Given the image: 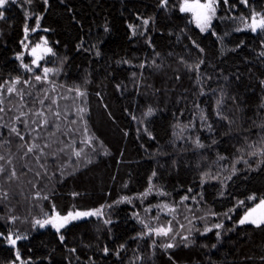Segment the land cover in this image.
Here are the masks:
<instances>
[{"label": "trees", "instance_id": "obj_1", "mask_svg": "<svg viewBox=\"0 0 264 264\" xmlns=\"http://www.w3.org/2000/svg\"><path fill=\"white\" fill-rule=\"evenodd\" d=\"M29 8L40 17L33 44L45 38L52 49L48 80L84 94L93 155L82 165L73 159L63 175L61 161L44 170L46 153L34 160L28 135L0 131V264H264V223L237 225V207L264 198V30L243 29L264 14V0L221 1L206 33L179 0H32ZM2 14L0 86L24 79L27 91L41 72L15 57L36 17L27 21L16 5ZM10 114L0 121L12 122ZM152 184L174 203L198 201L193 211L237 210L219 238L192 233L174 247L152 237L139 204L59 231L32 222L33 203L65 217ZM16 235L24 238L9 243Z\"/></svg>", "mask_w": 264, "mask_h": 264}, {"label": "rangeland", "instance_id": "obj_2", "mask_svg": "<svg viewBox=\"0 0 264 264\" xmlns=\"http://www.w3.org/2000/svg\"><path fill=\"white\" fill-rule=\"evenodd\" d=\"M47 1L48 0H44L45 3H47ZM221 1L225 4L228 2V0H226V2L225 0H214L216 13L215 16H213L210 25L204 31H201L192 13H188L193 25L202 33H206L211 30L212 24L217 19L218 4ZM31 2L32 0H5V3L0 5L1 16L3 15L2 12L5 8L11 5H16L23 11L27 21L36 17V23L32 27H29L28 24L25 25V37L22 42V51L16 55L15 58L18 60L20 66L27 64L29 68L32 69V71H29L23 66L24 70L30 73L39 70L41 73L38 76L41 75V77H43L40 81H36V84L33 86L34 88L27 91H24V88L20 87L21 84L24 85V79H13L5 82L2 85L3 87H0V120L5 117H10V111L13 113L12 122L4 120L0 121V131L2 129L12 130L15 128L16 132H19L22 138L25 139L28 135V138L31 139L30 146H37L31 153L34 160L39 162L38 157H42V155L46 153V157L43 160L44 170H47L48 168L56 169V165L63 162L58 168H61L63 175H66L65 170H70L69 168H72L71 163L73 159L76 160V163H80L82 165L83 162L90 161V158L93 155L92 151L89 150V148L92 147L91 142L93 139L88 136L87 130L84 127L86 100L84 98V94L81 95V93H83L81 91L62 89L61 87L53 85V83L48 80L51 71L47 74L46 78L44 77L43 69L48 68L46 66L47 57L53 54L50 52V55H48L49 52H43V49L49 48V44L44 43V41H46L45 38L40 39L38 43L34 44L32 42L33 40H31L40 24V17L30 11L29 6ZM201 2H204V0H201ZM182 3L183 0H179V7H181ZM233 17H231V19ZM243 29L249 30L248 28H245V25ZM36 45L41 46V49L38 51H40L44 57L40 60L39 66L32 63L35 57L32 56L31 53L32 49L35 48ZM17 80H19V82H17ZM19 87L20 89H18ZM8 88H14L15 91L9 92L7 90ZM4 99H7L8 102H5ZM57 113L58 115H56ZM45 121H47V123H45ZM73 129L79 131L81 135L79 139L69 137L68 132L71 130L72 132H75ZM36 149L38 150L39 156H37V153L35 152ZM77 152L80 153L79 156L76 155ZM47 154H49L48 157ZM260 162L262 164L264 163V160H261ZM231 172L234 173V170H231ZM152 198L154 201H151ZM251 198L252 199L249 198L246 201L247 205L244 203L245 205L242 204L237 207L240 209L241 215L237 225L252 224L257 226L262 224L252 223L251 220L245 223H240L241 219H243L251 209L255 208L261 200H264V198ZM149 202H151L150 205H147ZM124 203L130 205L139 204L141 207H147L145 208L147 210L148 217L146 225L149 224L148 228H150V230L161 227L171 228V231L166 236L158 235L155 231H152L151 233L152 237L155 240L158 239L161 241L164 246L174 244L173 241L175 240H178L179 244L186 243L187 245L189 239L188 235H191L192 233L193 235L199 233V235L205 236L212 231H216V236L219 238L224 229V222L226 220H230L237 210V208H235L228 214L222 216L207 213V211H204L203 209L201 211L199 209L193 211L196 209L195 206H199L198 201L190 200L189 204L188 201H183L180 204H178V202L174 203V201L162 192V190L156 188L152 184L149 189L141 195H137L132 198H124L113 205L102 206L94 210L86 211L93 213L98 212V215L82 216L78 219L70 220V222L90 217H103L107 214L109 209ZM42 206V203H33L30 206V208L32 207V209L37 210L35 211L37 215L32 221L36 228H44L49 225L52 226L51 224H47L44 227H40L36 224L37 220L43 221L50 217L57 216V214L45 213ZM71 213L75 215L77 212ZM261 214L262 213L260 211H257V213L253 215L252 219H260ZM59 217L63 216L59 215ZM67 224L64 227H66ZM216 225H220V227H216ZM21 236L24 238L23 235H20V237ZM11 238L13 237L11 236ZM13 239H15V237Z\"/></svg>", "mask_w": 264, "mask_h": 264}, {"label": "snow or ice", "instance_id": "obj_3", "mask_svg": "<svg viewBox=\"0 0 264 264\" xmlns=\"http://www.w3.org/2000/svg\"><path fill=\"white\" fill-rule=\"evenodd\" d=\"M167 0H162V3H166ZM226 2V0H225ZM3 3H5V0H0V5H2ZM180 11L181 12H187V13H192L196 23L198 24V26L200 27L201 31H204L209 25L210 22L213 18V16H215L216 13V8L214 6V0H204V2H201V0H183V3L180 7ZM145 23H147V21H145ZM245 28L250 29L253 32H256L257 30H264V14H253V16L250 18V22H246L245 23ZM27 31V29H26ZM44 43L46 44L47 41H44ZM41 46L40 45H36L35 48L32 49V56L35 57V59L32 61V63L34 65L39 66V62L40 60H42L44 57L43 55L40 53ZM52 49L51 48H46L43 49V52H51ZM25 69L32 71L31 68H29V66L27 64L23 65ZM52 71V69L49 68H44L43 72H44V77H47V74ZM35 79L37 81H40L42 79L41 76H36ZM17 82H19V80H17ZM3 87V86H0ZM9 92H13L15 91L14 88H8L7 89ZM81 95H83V93H81ZM151 109H149V114L151 113ZM58 115V113L56 114ZM45 123H47V121H45ZM13 132H16V129L13 128L12 129ZM17 135H19L18 132H16ZM22 138V137H21ZM23 139V138H22ZM37 147L36 145H33L31 147H28L27 152L31 153L33 152L34 148ZM77 156L80 155L79 152L76 153ZM3 157L0 156V160H2ZM4 169L2 166H0V172H3ZM12 176H15V171L12 172ZM250 199H252L250 197ZM257 211H260L261 214V218L260 219H252L253 215L255 213H257ZM98 212H85V213H80L77 212L75 215H73L72 213H69L67 216L65 217H59V215L57 214L56 217H50L46 220L40 221L37 220L36 224H38L40 227H44L47 224H51L53 227H55L57 229V231L60 230V228H63L67 223L70 222V220H75L78 219L82 216H89V215H98ZM251 220L252 223H256V224H260V223H264V200H261L260 203L253 209H251L243 219H241L240 223H245L247 221ZM59 221V222H58ZM107 223V221H106ZM216 227H220V225H216ZM151 231H155L156 234L158 235H168V233L171 231V228H157V229H152ZM207 231V230H206ZM22 237H20L19 235H16L15 239L9 237V243L11 244H15L17 240L21 239ZM63 239V237H61V240ZM166 247H174V245L172 244H168ZM105 251H107V249H105ZM18 256V254H17Z\"/></svg>", "mask_w": 264, "mask_h": 264}]
</instances>
